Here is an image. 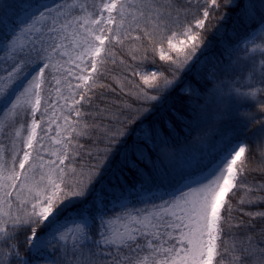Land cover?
<instances>
[{"label": "snow or ice", "instance_id": "6c2138e0", "mask_svg": "<svg viewBox=\"0 0 264 264\" xmlns=\"http://www.w3.org/2000/svg\"><path fill=\"white\" fill-rule=\"evenodd\" d=\"M221 104L264 144V0H0V264H264Z\"/></svg>", "mask_w": 264, "mask_h": 264}, {"label": "trees", "instance_id": "16d2710c", "mask_svg": "<svg viewBox=\"0 0 264 264\" xmlns=\"http://www.w3.org/2000/svg\"><path fill=\"white\" fill-rule=\"evenodd\" d=\"M186 2V0H179V3L182 5ZM221 4H223V0H220ZM227 11L225 8L221 7V9L219 10V12H214L213 13V19L211 21V23H215V19L218 18L220 16L221 13ZM235 18V13L231 12L229 15V19L227 21L226 26L231 25L232 20H234ZM211 23L209 24V26L211 27ZM223 39L228 40L229 36L227 33H225ZM213 41L214 43L216 42V38L213 37ZM239 55V54H238ZM235 59V57H233ZM157 61H158V57H156ZM158 63L162 64L163 62H159ZM149 67H155V65H150ZM107 82V81H106ZM101 90H98V92ZM120 102V100L118 99V97L111 93L108 92L106 93L105 96V101H104V106L107 107L108 105H112L113 106V110L115 109V105L118 104ZM177 108L180 110H183V107L181 105H177ZM224 112V107L221 105H219V107L217 109H214L212 111H209L203 118L202 121V128H200L198 130L199 134L203 137L206 136V134H211V136H216V133H212L214 131V129L218 128H223L225 130L227 129H234L237 130L238 132V137L241 140H246L248 145L250 146V148L258 153L262 150H264V144L261 145H257L256 143V136H255V127L253 124H247V125H243L235 116V114L233 115V117L231 119H229V117L227 115H223ZM176 131H177V136L175 138V147L177 149H181L183 147H185L187 144L190 143L191 141V137H188V140L185 139V137L187 136V130H181V126L179 124L176 125ZM193 135H196V133H193ZM91 147L90 142H85V148H89ZM85 160H86V156H85ZM254 175L256 176L257 179H259L260 174L259 173H254ZM238 215V214H237ZM259 223V222H258Z\"/></svg>", "mask_w": 264, "mask_h": 264}, {"label": "rangeland", "instance_id": "374dc122", "mask_svg": "<svg viewBox=\"0 0 264 264\" xmlns=\"http://www.w3.org/2000/svg\"><path fill=\"white\" fill-rule=\"evenodd\" d=\"M239 56H241V58H243V54H242V53H240ZM222 106L224 107L223 104H222ZM217 129H218V127H217L216 129H214V131H213L212 133H213V134H214V133H217ZM205 137L211 139V138H213L214 136H213V135L211 136V134H206Z\"/></svg>", "mask_w": 264, "mask_h": 264}]
</instances>
